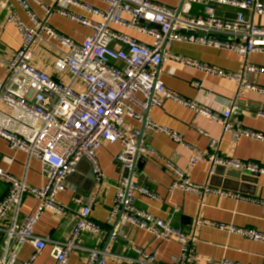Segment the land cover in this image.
Segmentation results:
<instances>
[{
    "label": "built area",
    "instance_id": "2783aa9c",
    "mask_svg": "<svg viewBox=\"0 0 264 264\" xmlns=\"http://www.w3.org/2000/svg\"><path fill=\"white\" fill-rule=\"evenodd\" d=\"M16 1L30 18L31 25H26L14 14L7 20V23L16 26L21 46L6 63L7 78L0 82V138L7 142L11 150L25 152L29 159L41 162L45 185L33 188L25 180H18L0 168V178L9 184L7 194L0 200V231L4 233L0 264H19V251L25 244L32 245L35 254L30 261L22 264H31L46 248L48 240L34 234L35 226L46 210L62 217L68 214L70 210L60 204L57 197L68 190L77 195L78 188L68 185L67 181L76 174L82 161L89 164L94 185L97 188L103 185L105 175L98 155L105 144L121 145V153L115 160L124 169H131L136 158L160 164L173 176L170 194L176 191L201 196L213 193L244 199L219 192L208 183L205 186L194 184L172 160L146 144L141 130L126 129L125 120H136L143 123L144 128L164 133L181 144L177 134L157 126L147 115L150 108L162 107L164 102L172 100L206 117L211 123L221 125L236 143L242 138L264 143L263 134L245 128L236 118L232 119L239 115L236 103L222 113H215L173 93L158 79L159 67L172 60L234 82L238 94L249 90L264 95V88L250 85L243 75L229 74L168 51L175 43L229 50L246 63L245 72L264 73V68L248 64L251 54H264V27L246 16L249 11L253 15L264 16L262 0H182L181 7L177 9L150 0H97L106 6V10L80 0H50L51 5H42L45 19L33 14L26 0ZM0 4L9 8L2 0ZM195 4L204 6L203 14H193ZM71 7L92 14L100 22L71 12ZM217 7L234 9L236 18L218 16L215 12ZM54 14L91 29L93 34L82 42L69 38L50 25L49 19ZM142 22L151 23L154 27ZM112 26L150 36L154 40L153 45L139 43L113 30ZM37 50L56 55L53 64L55 75L36 67L34 55ZM196 87L201 88V84L196 83ZM210 146L213 154L209 156L190 148L191 167L207 161L211 165L243 173L264 175L261 164L220 157L217 140H211ZM212 175L210 170L209 179ZM135 183L123 178L116 186L108 225L113 226L116 220L118 223H115L110 239L118 238L117 229L121 224H129L151 234L157 241L180 244L179 264H198L202 259L196 253L197 240L194 236L138 209L135 205L136 193L154 201L161 199L145 186ZM27 197L35 200L36 208L21 222L20 212ZM94 203L95 197L89 196L74 218L69 237L56 243L55 264H67L76 250L87 251V264H106V252L82 246L85 235L99 237L104 231L91 219ZM4 221L9 224L6 228L2 227ZM202 224L203 221H197V225ZM212 225L250 241L264 243V234L256 230ZM133 249L137 258L127 264H159L157 251L147 253L140 248ZM205 264L236 263L205 260Z\"/></svg>",
    "mask_w": 264,
    "mask_h": 264
},
{
    "label": "crops",
    "instance_id": "0c3cea01",
    "mask_svg": "<svg viewBox=\"0 0 264 264\" xmlns=\"http://www.w3.org/2000/svg\"><path fill=\"white\" fill-rule=\"evenodd\" d=\"M7 7L0 4V82L7 78L6 63L12 54L21 46V37L14 24L7 23L8 17L16 15L26 25L31 20L16 0H2ZM33 14L39 19H45L42 5H51L50 0H26ZM91 6L106 10V6L97 0H80ZM168 8L177 9L182 0H150ZM264 3V0H262ZM69 10L89 20L100 22L98 18L78 8ZM204 6L195 4L193 14L201 15ZM216 14L227 19H235L234 9L217 7ZM246 16L256 24L264 27V16L253 15L251 11ZM129 19L128 16L124 17ZM50 25L58 32L82 42L91 36L93 31L82 27L70 19L54 14L49 19ZM112 29L132 37L139 43L152 46L154 40L135 30L112 26ZM172 54L193 62L225 71L229 74L243 75L250 85L264 88V73L255 74L244 71L245 62L235 52L220 50L206 46L187 43H175L168 48ZM35 65L48 74L55 75L53 64L56 55L52 52L37 50L35 52ZM248 64L264 68V54L254 53L248 57ZM158 79L173 93L196 103L199 107L222 113L237 104L239 115L237 119L245 128L264 135V95L257 92L243 90L238 94L234 82L209 75L201 70L181 65L172 60L165 61L158 72ZM201 84V88L196 87ZM148 117L157 126L175 133L182 143L177 144L164 133L150 131L144 128L143 123L126 118V129H139L143 132L146 144L157 150L164 157L172 160L176 166L185 172L187 177L196 185L205 186L207 183L219 192L235 194L244 199L222 197L219 194L204 196L176 191L169 193L173 176L167 173L160 164L146 162L137 171L134 182L145 186L155 193L161 201H154L140 194H135V205L138 209L163 221H168L174 228L182 229L185 233L194 236L197 240L196 253L202 260L198 264H205V260L216 262H229L236 264H264V243L250 241L238 234L219 230L212 224L227 227L253 229L264 234V175L258 180L245 182L241 174L232 170L223 177L209 179L211 164L201 161L196 166H190L192 150L200 151L205 156L213 154L210 146L211 140L219 142V156L243 162H255L264 166V143L248 138L239 142L232 140L231 134L224 132L221 125L211 123L206 117L197 114L172 100L164 102L162 107H152L147 113ZM186 144L188 148L184 145ZM191 148V149H190ZM121 153L120 144H105L98 155L100 166L105 175V181L100 188L90 179L92 175L89 164L80 166L78 174L70 177L67 184L78 188L77 195L66 191L57 197V201L70 211L62 217L50 210L44 211L34 234L48 240L46 248L31 264H55L57 258L56 243L65 241L72 232L74 218L89 196L95 197L91 212V219L104 228L99 237L85 235L82 246L85 249H96L106 252V264H127L129 260L136 259L134 248H140L147 253L158 252L159 264H179L181 246L176 242H161L144 231L129 224H121L116 240L110 239V232L114 225H108L116 186L124 177V168L115 159ZM0 168L17 178L25 180L33 188H42L45 178L42 174V164L36 159H29L22 151H13L7 142L0 138ZM9 184L0 178V200L7 194ZM36 202L33 198H25L20 221L33 214ZM203 221L197 225V221ZM7 221L2 224L8 227ZM124 237H126L124 239ZM4 233L0 231V257L4 251ZM35 254L32 245L25 244L19 251V264L30 261ZM88 253L85 250H76L69 257L67 264H87Z\"/></svg>",
    "mask_w": 264,
    "mask_h": 264
},
{
    "label": "water",
    "instance_id": "95a60500",
    "mask_svg": "<svg viewBox=\"0 0 264 264\" xmlns=\"http://www.w3.org/2000/svg\"><path fill=\"white\" fill-rule=\"evenodd\" d=\"M234 17H236V15ZM142 24L154 27V25H152L151 23H148V22H142ZM156 28H158V27H156ZM149 110H148V112H149ZM146 162H147L146 160H137V158H136L133 162L131 169H124V177L123 178L128 179L130 183L134 182V178H135L137 171H139L146 164ZM85 163L87 164L86 161H82L79 164L76 174H78V172L80 170V166L82 164H85ZM211 170L213 171V175L211 176V180H212L214 178L218 179V177L221 178V177L225 176V174H227V176H228V173H226L227 172L226 170H231V169H227L223 166L211 165ZM232 171H234L238 174H241V179H242V181H245V182L255 183L258 180V178L260 177L259 174L243 173V172L236 171V170H232ZM76 174H74V175H76ZM90 179L93 181V175H90ZM111 235H112V231L110 232L109 236L111 237Z\"/></svg>",
    "mask_w": 264,
    "mask_h": 264
}]
</instances>
